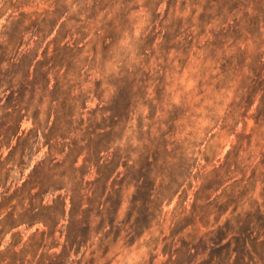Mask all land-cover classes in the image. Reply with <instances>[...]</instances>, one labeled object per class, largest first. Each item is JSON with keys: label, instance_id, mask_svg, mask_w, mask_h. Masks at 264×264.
<instances>
[{"label": "rangeland", "instance_id": "1", "mask_svg": "<svg viewBox=\"0 0 264 264\" xmlns=\"http://www.w3.org/2000/svg\"><path fill=\"white\" fill-rule=\"evenodd\" d=\"M55 8L59 15L48 24L43 14ZM0 10V69L14 75L20 129L33 127L26 119L31 115L43 127L50 117L51 126L52 113H68L70 99L86 101L81 127L60 119L49 131L39 130L23 177L8 164L15 180L5 187L11 181L20 186L44 158L61 165L67 154L62 144L80 139L91 147L95 137L84 135L87 123L89 133L91 126L113 128L102 138L111 147L101 155L110 165L90 157L100 168L83 170V187L104 208L110 205L113 215L105 212L104 219L117 228L100 249L94 243L70 264H264V0H0ZM20 16L23 46L16 49L15 41V48L4 50L9 22ZM96 28L102 29L98 35ZM10 96L0 102L3 158L9 141L1 107ZM43 133L54 152L42 145ZM89 155L83 151L77 165ZM153 158L156 164L144 166ZM186 164L192 169L178 180ZM214 168H221V179L207 186L217 190L206 209L210 192L199 188ZM176 179L184 180L182 187L170 203L161 202V195L176 190ZM139 185L152 190L151 197ZM195 197L203 208L192 211ZM42 230H13L21 242L15 250L30 251L25 244ZM10 242L7 235L0 250ZM63 242L56 232L41 245L51 247V255ZM26 255L23 264H35Z\"/></svg>", "mask_w": 264, "mask_h": 264}, {"label": "trees", "instance_id": "2", "mask_svg": "<svg viewBox=\"0 0 264 264\" xmlns=\"http://www.w3.org/2000/svg\"><path fill=\"white\" fill-rule=\"evenodd\" d=\"M3 7H5V2H3L1 9H3ZM43 15V18L46 22H48V24L53 20L54 22H52V24H55V17L59 15L58 8H55L50 12L45 11V14ZM48 15H51L52 19H48ZM35 22L36 20L30 21V25L34 27ZM21 24V16L17 20L9 22V29H11L12 35L11 39H9L10 41H7V44L4 45V50L11 46H14L15 48V41L18 42L16 43V49L23 46V43H19L23 33V29H20ZM100 30L102 29L96 28L94 34H97ZM103 37L106 38V36ZM27 51L28 50H26L23 54V58L29 55L30 52ZM27 78L28 76L26 79ZM13 80L14 75H11L8 68L5 70L0 69V94L2 95L0 102L5 93L8 92L11 94L10 103L4 104L1 107V110L5 113V118H7V123H4L3 127L5 128L4 131L8 135L9 142L5 147L8 149V155L5 158L2 157L3 145L0 142V215L3 211H6V214L0 220V245L2 240L7 235H9L12 239V242H10L5 250H0V263L23 264L25 262L24 258L27 256L26 254H30L32 261H36L35 264H70L71 256H80V259L83 258L85 251L81 252L82 249L85 250L87 247L94 245V243L96 244L97 250L100 249L104 245L103 243H105V240L108 239L109 235L113 234L117 228L116 225H114V220L107 219L106 217L104 219L103 214L105 212L109 213L110 205L109 208H104L106 203H101L97 198H95L94 193L92 198L88 197L85 194V187H83L84 169L89 168V166H95L98 170V168H100V164H98V162L101 161V163L104 162V164L101 165H110L112 160H104L101 156L102 154H110L109 151L111 148L109 145H105L102 138L106 134L112 132L113 128L110 127L108 128L109 130L106 131L104 128L99 129L91 126V133H89V123H87L86 132L84 131L83 133L84 135H92L95 137L93 138L94 143L91 147H86V144L81 145L82 141L80 139H74L71 146L62 144L61 147L67 149V154L61 165L57 166L52 163L53 160L49 161V159L44 158L35 163L33 168L27 174V178L22 180L20 186H16L17 183L11 181L9 186L5 187L8 180H15V176L10 175L14 169L11 170L6 168L8 164L11 163L13 167L16 166V170H18L16 172L23 177L24 171L22 170V166L25 164L24 159L33 151L35 139L38 136L39 130L43 129L49 131L57 126L60 119H64V122L69 126L73 123H77V125L82 126V112L86 108V101L83 103L81 100H78L79 103H75L74 99H70L69 101L71 102V105L68 108V113L63 116H60L58 112L52 113L54 120L51 122V126H48L50 117L46 120L44 127L38 120V117H34L33 115L26 117L27 120H31L33 127L25 132V130L20 129L21 121L24 116H20V119H18L20 115L19 112L21 110L19 105L20 96L18 93L12 91L13 85L11 84L13 83L11 82ZM56 85H59L58 82ZM75 116H77V118H75ZM76 130L80 131L82 129L76 128ZM31 133H36V137ZM42 138L44 140L42 145L47 147V152H54L56 145H51L50 142L52 139L49 135L43 133ZM12 141L15 142V145L13 146H11ZM83 151L91 152L92 155L84 157L82 159V163L77 165L78 158L82 155ZM117 153L118 149L111 154L113 155V159L116 158ZM92 156L93 158L98 159V162L96 161L95 163L92 161L91 163L90 157ZM157 162L158 160L155 158L152 160L144 159L143 164L144 166L146 165L151 167ZM191 169L192 167L190 165H184V167L180 170L182 175L178 177V180L184 178L182 176H185L186 172L189 170L191 171ZM220 171L221 168H214L203 177V184L200 186L199 191L204 189V194L210 192L206 199L204 197V201L206 202L204 207H206V209L211 206V196L217 190H213L207 186L212 180H217V178L221 179ZM183 181L177 182L176 179V181L172 183L176 187V190L172 191L171 187L167 188L165 191L166 196L169 193L171 194V191L172 194L168 195V197L161 195V202L166 199V203H170L174 195L182 187L181 182ZM13 185H15L14 189H12ZM138 187L139 191L141 188L144 195H147L148 193V197H151L152 190L149 191L146 187L143 188L142 185H139ZM198 200L199 199L197 197L194 198L192 211L196 207L203 208V206L197 205ZM14 202L15 204H13ZM16 209H19L20 212H16ZM118 209L114 211V215L116 216ZM109 214L111 216V214L113 215V212ZM93 219H98L96 226H92ZM182 219L184 218L177 220V223ZM38 225H42L46 230L40 231V236L38 237L34 234L29 238V242L25 245H27V248L30 247V251L27 252L26 248H21L16 251L15 249L21 242L17 239L19 237V233L13 232V230L21 226L25 229H31ZM57 227L59 228L57 229ZM218 229L219 232L224 231L221 227ZM56 232H58L59 237H63L64 239L62 249L58 254L53 253L48 255L46 252H48L51 247L41 245L42 240L44 238H52ZM117 237L118 236H116L114 240H116ZM114 240L112 239L111 241L113 242ZM219 247L222 246L220 245ZM97 250L91 252V255L93 256ZM170 257H172V255H170Z\"/></svg>", "mask_w": 264, "mask_h": 264}]
</instances>
